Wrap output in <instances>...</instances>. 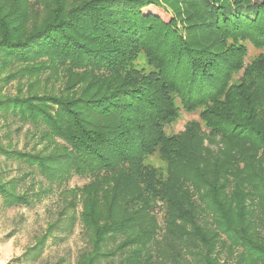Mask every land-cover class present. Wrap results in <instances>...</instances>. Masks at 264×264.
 Segmentation results:
<instances>
[{
    "label": "trees",
    "instance_id": "16d2710c",
    "mask_svg": "<svg viewBox=\"0 0 264 264\" xmlns=\"http://www.w3.org/2000/svg\"><path fill=\"white\" fill-rule=\"evenodd\" d=\"M0 113L42 142L0 155L45 183L0 196L79 205L75 264H264V0H0Z\"/></svg>",
    "mask_w": 264,
    "mask_h": 264
},
{
    "label": "rangeland",
    "instance_id": "374dc122",
    "mask_svg": "<svg viewBox=\"0 0 264 264\" xmlns=\"http://www.w3.org/2000/svg\"><path fill=\"white\" fill-rule=\"evenodd\" d=\"M253 3H261L263 0H250ZM144 13H150L159 17L165 23L170 20V13L164 12L160 8L149 7ZM247 57L245 62L252 60L259 51L253 49L249 44L246 46ZM140 65L144 61L139 58ZM23 82V81H22ZM52 84V83H51ZM17 81L13 80L3 88L6 95L16 93ZM198 113H186L181 111L178 120L172 125L170 133L176 134L183 131L184 126L190 121H197ZM0 143L3 146H10L11 149L31 151L40 150L42 142L40 136L34 135L27 124H22L18 120L9 117L6 121L5 116L0 113ZM207 145V142H205ZM214 146V145H213ZM210 149L215 150V146ZM155 167H163V162L159 157H152L149 161ZM0 174L2 181L21 178L18 190L31 188L38 189L43 179L39 176L33 180L21 173L20 166L11 160H6L0 155ZM86 180L74 177L70 180L68 188L81 187ZM45 184V183H44ZM33 186V187H32ZM63 197L56 188L53 192L43 195L39 201H35L30 206L7 207L0 196V264H75L80 252L87 248V237L84 234L78 220L80 206L70 210L66 207ZM65 210L67 216L75 215V222L71 226L64 223L61 218L58 226L52 229V234L44 243L41 256L28 253L47 227L55 224L59 219V212ZM28 253L27 257L26 254Z\"/></svg>",
    "mask_w": 264,
    "mask_h": 264
}]
</instances>
